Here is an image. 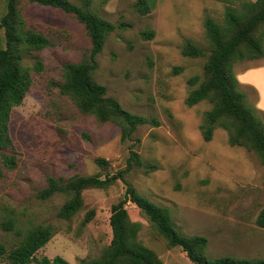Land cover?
Listing matches in <instances>:
<instances>
[{"label":"rangeland","instance_id":"1","mask_svg":"<svg viewBox=\"0 0 264 264\" xmlns=\"http://www.w3.org/2000/svg\"><path fill=\"white\" fill-rule=\"evenodd\" d=\"M137 1L93 0L92 5L118 26L97 56L94 78L125 109L160 121L159 126H139L127 141L121 139L119 124L82 112L61 91L65 65L80 62L90 49L85 26L60 8L19 2L27 26L46 34L51 44L25 53L23 58L26 67L41 60L43 70L33 73L31 90L11 113L16 165L8 169L0 162V242L10 248L19 240L1 228V222L11 218L24 231L40 224L54 228L53 237L36 253L38 258L59 255L78 264L82 259L100 257L112 239L111 208L124 198V181L85 189L83 207L70 219L58 216L68 198L65 194L48 199L39 194L50 176L103 178L113 174L125 168L134 150L156 168H135L125 175L126 181L169 208L174 225L183 234L207 237L208 256L264 257V228L256 222L264 208V165L255 151L232 146L222 127L214 130L212 140L205 141L200 125L212 103H185L193 88L189 79L194 75L204 78L210 55L205 18L223 21L228 8L239 9L245 0H151L148 14L136 10ZM6 11L7 0H0V18ZM148 29L155 31L149 39L141 34ZM186 40L203 47L205 55L185 56L182 46ZM0 45L5 47L3 29ZM262 64L264 58L237 61L233 71L248 103L264 119L257 89L243 79L248 70ZM97 158H105L108 167L98 165ZM125 206L130 220L140 223L137 241L162 264H195L181 247L169 246L133 202ZM90 210L95 214L85 222ZM0 264L12 263L0 259Z\"/></svg>","mask_w":264,"mask_h":264},{"label":"trees","instance_id":"2","mask_svg":"<svg viewBox=\"0 0 264 264\" xmlns=\"http://www.w3.org/2000/svg\"><path fill=\"white\" fill-rule=\"evenodd\" d=\"M20 1L7 0V11L0 18V29L4 30L5 37V47L0 45V162L8 169L16 165L15 146L10 135L11 113L31 90L33 73L43 70L41 60H37L34 66H24V55L51 44L46 34L27 26L18 8ZM26 1L60 8L85 26L90 38V49L80 62L65 65L61 85V91L70 95L82 112L94 114L101 121L119 124L122 141L131 140L141 125H160L157 118L150 119L125 109L116 98L107 95V87L94 78L98 68L97 56L103 50L108 36L118 26L93 9V0H82L81 4L71 0ZM108 1L102 0V3ZM135 7L140 14H148L152 10V3L151 0H138ZM205 29L210 44L205 76L202 80L198 75L189 79L193 88L185 103L188 106H194L203 100L212 103L211 109L204 112L200 125L205 141L212 140L214 130L222 127L227 130L232 146H245L255 151L264 165V119L248 103L246 94L239 89L240 82L233 71L237 61L264 58V0H245L239 9L228 8L223 21L207 16ZM141 34L149 39L155 35V31L148 29ZM182 53L185 56L200 57L205 55V50L193 41L186 40ZM96 162L101 167H108L105 158H97ZM135 168L149 171L156 167L146 164L140 154L133 150L125 168L103 178L100 175L75 176L69 179L48 177V184L39 196L48 199L55 194H65L68 198L58 211V216L63 219H70L81 210L84 204L82 193L85 189L107 188L118 180L124 181L126 185L124 198L111 208L110 245L100 257L82 259L78 264H162L152 250L137 241L140 223L130 220L125 206L128 201L146 214L157 231L166 238L169 246L181 247L195 264H264V257L208 256L207 237L183 234L174 225L169 208L156 204L126 181L125 175ZM94 214V210L88 211L84 221H90ZM256 222L264 228V208ZM1 228L13 232L19 240L10 248L0 242V259L12 264H71L59 255L52 259L36 256L38 250L55 233L51 225H35L24 231L10 218L1 222Z\"/></svg>","mask_w":264,"mask_h":264},{"label":"crops","instance_id":"3","mask_svg":"<svg viewBox=\"0 0 264 264\" xmlns=\"http://www.w3.org/2000/svg\"><path fill=\"white\" fill-rule=\"evenodd\" d=\"M256 67L257 68L255 69L248 70L247 74L243 73L245 75L243 79H247L252 82L249 84L257 89L260 101L259 108L264 112V64Z\"/></svg>","mask_w":264,"mask_h":264}]
</instances>
